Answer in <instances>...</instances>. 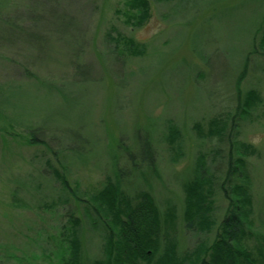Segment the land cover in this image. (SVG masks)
I'll list each match as a JSON object with an SVG mask.
<instances>
[{
    "label": "rangeland",
    "instance_id": "374dc122",
    "mask_svg": "<svg viewBox=\"0 0 264 264\" xmlns=\"http://www.w3.org/2000/svg\"><path fill=\"white\" fill-rule=\"evenodd\" d=\"M65 1L67 8L58 0H0V37L7 38V46L0 45V264H61L70 257L65 252L70 214L84 217L74 199L61 203L68 190L56 172L71 188L99 191L105 172L114 169L119 157L115 151L123 139L139 151L138 164L150 162L154 157L145 155L140 144L155 142L170 123L182 131L185 154L171 161V154L163 152L158 158L160 176L153 178L151 189L144 177L151 175L146 174L149 168L124 165L130 170H123L126 190L133 195L136 188L146 187L163 211L169 205L179 209L177 235L183 249L213 239L215 230L192 234L183 228V183L194 171L198 153L207 155L206 164L213 168L207 153L213 142L200 147L203 141L193 126L196 121L206 126L214 113L231 108L236 77L264 25V0H149L150 17L141 26L127 25L117 15L129 0ZM22 16L27 22L22 29L8 23ZM42 17L55 20L37 25ZM114 29L145 46V55L132 58L127 53L125 60L121 51L107 49L104 41L109 31L116 36ZM13 37L16 41L11 42ZM9 42L15 49L9 51ZM29 53L33 65L22 70L20 64H26ZM11 59H19V65ZM262 67L264 60L253 58L255 75L251 73L241 87L243 92L258 90L263 104L254 122H245L238 139L258 150L248 160V171L255 218L264 232ZM28 135L48 142L56 157L31 146ZM215 193L221 220L226 204ZM44 200L50 208L42 206ZM88 231L83 221L79 236L84 261L101 256L98 235Z\"/></svg>",
    "mask_w": 264,
    "mask_h": 264
},
{
    "label": "trees",
    "instance_id": "16d2710c",
    "mask_svg": "<svg viewBox=\"0 0 264 264\" xmlns=\"http://www.w3.org/2000/svg\"><path fill=\"white\" fill-rule=\"evenodd\" d=\"M129 1L124 4L123 9L117 10V15L123 16L127 25H143L150 17V1ZM157 1L175 2L176 0ZM65 2L58 0L61 7L66 6ZM53 20L42 17L35 23L45 26L53 24ZM8 23L22 29L27 22L22 16L12 17ZM112 31L116 32L115 29ZM6 39L0 37L1 46H7ZM10 41L14 42L16 38L13 37ZM11 42L8 46L9 51L15 49L13 48L15 44ZM104 42L107 49L114 48L121 51L125 60L127 53L132 58L143 57L146 53L145 46L136 44L133 39L124 37L118 32L113 36L109 31ZM120 43H123V47H120ZM88 48L89 45L83 51L84 61ZM18 52L21 50L19 49ZM253 58L264 60V25L257 32L253 48L246 57L243 69L236 77L231 108L228 111L219 110L214 113L206 121V126L203 121H196L193 126L197 138L203 141L199 143L200 147H204L207 140L213 142L207 152L212 156L213 168L209 169L206 164L207 155L198 153L194 162V171L183 183L185 193L184 209H182L183 228L192 234H211L215 230L214 238L199 241L193 247L183 249L177 235L179 209L169 205L163 211L150 190L145 189L146 187L151 189L153 178L159 175L158 158L163 152L171 154L169 155L171 161L172 157L177 161L185 154V142L181 139L182 131L178 126L175 125L176 129L171 125L173 123H170L163 129L166 132L161 133L162 137H158L155 142L152 140L145 145L144 142L140 144L145 155L154 157L150 162L147 160L138 164L139 161L135 160V156L139 157L137 154L139 151L128 146L131 144L129 139H123L115 151L116 158L118 155L119 157L114 162V169L105 172V185L99 191L85 193L79 188H71L66 179L56 172L59 180L68 190V198L61 203L69 202V198L74 199L82 206L84 217L82 219L70 214L71 225L68 235H65L68 244L65 252L69 253L70 257L63 258L61 264H264V232L260 229L262 226L257 225L255 218V197L248 171V160L256 156L258 150L253 144L238 139V133L245 122H254L257 110L263 104V97L258 90L254 88L243 92L241 88L251 73L255 75L251 69ZM14 59H11V63L19 65V59ZM30 61L29 53L25 60L26 64H20L21 69L23 70L24 67L30 69L33 65ZM260 70L264 73V67ZM25 72L28 78L33 79L32 72L27 70ZM28 136L31 146H39L44 150L43 154L49 153L50 156L56 157V150L52 149L48 142L35 135ZM125 155L127 158H124ZM141 159L144 161L147 157ZM45 163L50 170L53 168L51 160L47 159ZM124 165L136 168L135 170L149 168L146 174H151L149 177L144 176L147 178L146 187L136 188L133 195L126 190L128 183L124 179L123 170H130L123 167ZM58 166L65 172L68 171L64 165L58 163ZM216 191L220 194L221 201L226 204L221 220H218L216 214L218 208L215 200ZM43 203L42 206L50 208L46 200ZM52 203L54 206L53 201ZM83 221L90 228L88 234L98 235L101 251V256H89L86 261L82 257V243L79 236Z\"/></svg>",
    "mask_w": 264,
    "mask_h": 264
}]
</instances>
